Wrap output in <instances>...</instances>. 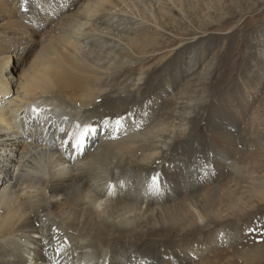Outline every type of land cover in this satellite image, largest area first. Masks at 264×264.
I'll list each match as a JSON object with an SVG mask.
<instances>
[{
    "label": "bare ground",
    "instance_id": "6f19581e",
    "mask_svg": "<svg viewBox=\"0 0 264 264\" xmlns=\"http://www.w3.org/2000/svg\"><path fill=\"white\" fill-rule=\"evenodd\" d=\"M102 1L104 7L94 2L80 16L92 24L74 32L76 36L61 37L64 43L50 47L49 54L46 50L47 55L24 74L16 92L10 83L7 87V69L0 63V264H217L202 258L199 251L184 252L191 258L186 260L170 259L169 252L164 255L163 242L227 228L232 208L227 195L212 204L214 195L200 193L183 200L182 196L176 206H161L172 197L161 198L157 182L152 183L154 173L160 171L149 169L166 166V154L173 149L171 138L146 133L145 141L156 143L153 149L137 148L140 136L126 137L132 142L128 144L120 140L122 128L116 121L136 111L139 100L132 92H138L140 80L134 78L137 84L127 100L117 86L100 91L107 81L117 85L121 75L113 76L104 64H96L104 59L99 53L92 57L95 49L105 47V53H114L113 60L119 57L116 53L125 57L136 52L127 47L125 51L114 32L144 30L147 23L134 2L149 0ZM9 3L0 0V5ZM123 17L134 21L129 26ZM193 57L190 73L197 67ZM130 60L124 63L132 65ZM131 67L132 71L136 68ZM177 99V109H191L184 97ZM33 104L53 109L48 115L53 125L58 124L63 154L52 144H42L34 125L24 130L18 121L19 114ZM183 111L176 113L186 122L191 116ZM89 125L97 129V136L87 137L81 154L74 146L80 129ZM121 155H131L130 162H124ZM162 157L160 167L157 161ZM166 191V196H172L169 188ZM224 242L216 248H224ZM156 253L162 257L158 259Z\"/></svg>",
    "mask_w": 264,
    "mask_h": 264
},
{
    "label": "rangeland",
    "instance_id": "374dc122",
    "mask_svg": "<svg viewBox=\"0 0 264 264\" xmlns=\"http://www.w3.org/2000/svg\"><path fill=\"white\" fill-rule=\"evenodd\" d=\"M94 2L104 7L102 0H30L29 12L23 16L10 3L0 5V63L7 69V87L10 83L16 92L36 60L64 43L61 37L73 36L92 24L80 16ZM142 3L135 1L134 6L147 23L144 30L114 32L125 51L127 47L136 52L125 57L116 53L119 57L113 60L114 53H105V47L92 55L99 53L104 59L96 64H104L113 76L121 75L119 84L107 81L100 91L117 86L127 100L137 84L134 80H140L138 92H132L139 100L136 111L120 118V140L128 144L132 143L128 137L140 136L137 148L153 149L156 143L146 142V133L171 138L173 149L166 154V166L162 167V157L157 161L162 168L149 169L160 171L154 176L161 198L172 197L161 206H176L200 193L214 195L212 204L227 195L232 208L227 228L163 242L164 255L169 252L170 259L186 260L191 258L184 252L199 251L202 258L217 264H264V0ZM112 13L117 14L116 10ZM123 18L129 26L134 21ZM145 53L147 57H142ZM191 57L197 65L192 73ZM131 66L136 68L132 71ZM178 97L191 104L189 111L188 107L177 109ZM177 111L189 112L190 119L184 122ZM121 157L130 162L132 156ZM224 241V248H216Z\"/></svg>",
    "mask_w": 264,
    "mask_h": 264
},
{
    "label": "snow or ice",
    "instance_id": "6c2138e0",
    "mask_svg": "<svg viewBox=\"0 0 264 264\" xmlns=\"http://www.w3.org/2000/svg\"><path fill=\"white\" fill-rule=\"evenodd\" d=\"M24 2L26 3L27 0H24ZM116 124L119 126L120 125V121H116ZM78 128L80 127L79 125L77 126ZM97 131L96 128L92 127V126H84L83 128L80 129L77 139H76V147L79 150H83L86 142H87V137L91 134H95V132ZM153 186H155L156 184V180L155 178L153 179Z\"/></svg>",
    "mask_w": 264,
    "mask_h": 264
},
{
    "label": "clouds",
    "instance_id": "9594fccd",
    "mask_svg": "<svg viewBox=\"0 0 264 264\" xmlns=\"http://www.w3.org/2000/svg\"><path fill=\"white\" fill-rule=\"evenodd\" d=\"M16 0H10L11 6L13 7L14 11L17 12L18 16H23L24 13H28L29 9H28V3L30 2V0H27V2L25 3L23 0V5L22 6H17L15 7L14 3ZM38 1V0H35ZM46 116H51V115H46ZM55 149H57V145H54ZM58 151V150H57Z\"/></svg>",
    "mask_w": 264,
    "mask_h": 264
}]
</instances>
